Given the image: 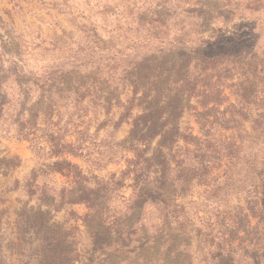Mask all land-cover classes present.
Instances as JSON below:
<instances>
[{"label":"rangeland","instance_id":"obj_1","mask_svg":"<svg viewBox=\"0 0 264 264\" xmlns=\"http://www.w3.org/2000/svg\"><path fill=\"white\" fill-rule=\"evenodd\" d=\"M0 264H264V0H0Z\"/></svg>","mask_w":264,"mask_h":264},{"label":"trees","instance_id":"obj_2","mask_svg":"<svg viewBox=\"0 0 264 264\" xmlns=\"http://www.w3.org/2000/svg\"><path fill=\"white\" fill-rule=\"evenodd\" d=\"M143 24H147L149 23L148 20L146 19H141ZM146 39V38H145ZM120 71H118L119 73ZM45 80L43 81L42 84L45 85V83H47V81L49 80L50 82H54L52 85L47 87V91H45L43 93V96L41 97V99H43V97L48 96L49 101L48 104H45L47 107H49L48 110H52V104L51 101H53V98H55V96H57L58 94H65L67 91L71 92H75L76 94L86 90L88 87L91 88L92 90V97L94 98L95 95L99 92H101L104 89V84L102 83V79L101 77L97 78V77H93L90 78L89 76H86L82 70L79 68V66L73 67L72 69H57L54 70L53 72H50L48 74H45L44 76H42ZM116 82H118V84L121 83L122 81V75L119 74L117 78H115ZM115 80L113 81V83H115ZM42 82V81H41ZM112 83V86L114 85ZM44 88L43 86H41V89ZM69 94V93H68ZM60 96V95H59ZM64 98H66V96H64ZM98 97H95L93 101L98 100ZM79 100L76 99V105H79ZM110 102L108 101V104ZM54 107L56 106V103H54ZM106 104V103H105ZM117 106V105H116ZM30 115H33L32 117H37V113L40 111H36L35 113H32V111H30ZM98 116V114H96V117ZM146 116V115H145ZM140 119L142 117H137V119ZM80 135H83L84 133H79ZM166 136L165 132L163 133H159V141L157 142L158 147L156 149H154L155 151H157V149L160 148L161 144H162V138H164ZM131 139V134L130 136L127 138V140L123 141L122 143H118L117 146H122L124 144L128 145V143L130 142ZM187 144L196 146L199 150L201 148V144L203 143L201 140V136H194L192 133L189 134L186 138H185ZM86 141H84L85 144ZM114 139L113 137L110 140V148H113ZM167 145V144H165ZM126 151L128 152H134L135 156H137V159H140V155L145 153V150H140V149H135L134 147L130 146V147H125ZM87 148L85 147V145H82L81 142L79 141V143H77L76 145H68L66 151L68 153H71L73 156H78V157H86L87 155H84L86 153ZM195 152V151H194ZM198 153V152H196ZM198 158V157H197ZM134 163V162H133ZM94 166V165H91ZM132 173V172H131ZM135 173V172H133ZM86 177L84 176H79L77 181H73L71 182V185L69 188H64L62 190H57L54 187H49L47 186L46 189L44 191H51L53 193H55L54 195H60V193H67V205H76V204H86L87 203V197L86 195L88 194V192L86 193V195L84 194L85 190H86V181H85ZM107 187V184H105ZM110 185H108L109 187ZM107 187V188H108ZM139 187L135 186L134 192H141V195L143 194L142 192H146L147 188H143V187ZM106 191V190H105ZM81 192V193H80ZM79 194H83V195H79ZM61 196V195H60ZM84 196V197H83ZM100 198H104V196H99ZM69 198V199H68ZM51 206V205H49Z\"/></svg>","mask_w":264,"mask_h":264}]
</instances>
